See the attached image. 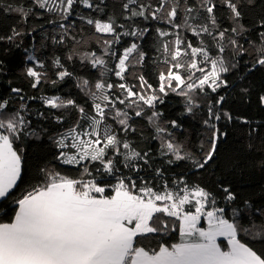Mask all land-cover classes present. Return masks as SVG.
<instances>
[{"label": "snow or ice", "instance_id": "snow-or-ice-1", "mask_svg": "<svg viewBox=\"0 0 264 264\" xmlns=\"http://www.w3.org/2000/svg\"><path fill=\"white\" fill-rule=\"evenodd\" d=\"M33 2L39 9L54 14L57 20H67L73 14L74 5L82 4L89 9L94 7L91 0ZM130 4L138 5L139 10L129 9ZM218 7L228 10L234 24L230 30L235 36H242L249 31L239 23L242 13L237 0H219L218 3L217 0H198L197 6L189 5L187 0L183 5L180 0H158L156 6L140 0H128L124 4L125 10L130 11L127 19H151L166 22L172 28L186 26L195 36L207 34L216 42L212 45L216 49V55L211 54V48L203 40L199 46H194L191 41L176 34L173 41L162 42V50L167 59L164 61L166 69L161 70L158 76V88H154L143 75L136 77L138 85H114L104 80H98L92 85L88 80H83L82 90L88 89L94 115L86 112L73 99H63L60 96L41 97L43 104L51 109H67L71 106L79 113L75 123L55 141L61 149L58 159L66 165H82L85 161L98 162L100 167H96L93 174L84 165L79 178L42 168L41 182L13 200L16 209L11 222H0V264H264V254H258L238 238L240 233L253 235L254 222H250L251 227H245L235 217L232 220L225 218V208L217 206V199L211 192L199 185L190 186L183 178L174 180L173 186H169L168 181L164 180L162 189L158 190L139 175L137 179L117 175L119 169L116 168L114 159L108 155L109 150H112L114 155L123 156L124 161H127L125 167L137 174L140 166L133 161L143 160L144 164L148 163L145 159L148 153L142 156L132 149L107 124V119L114 113L112 118L123 126L122 130L127 132L130 129V117L126 111L116 107L117 102L120 105L127 103L130 108L136 106L139 110L135 111V116L140 117L143 114L141 103L148 108H155L157 102L163 103V97L157 93L166 96L171 91L186 98V110L190 113L193 110L191 94L197 90L204 93L206 87L212 93L226 87L227 80L223 76L238 67L240 61L237 57H252L249 71L258 66L264 67V31L258 32V47L245 48L236 38H226L228 28L219 29L215 15ZM201 8L207 13V23L200 24L197 31L189 24V18L195 19L192 13ZM181 10L184 13L182 23L177 20ZM86 22L94 25L96 33L112 35V39L103 41V46L105 54L110 52L117 63L114 69L107 68V71L114 72L120 81H125V74L130 67L141 64L146 53L137 42H132L117 55L113 45L119 44L122 36L143 37L149 29L117 33L111 18L107 22L88 18ZM260 23L261 28H264V20ZM65 27L63 23L60 24L61 29ZM156 32L159 37L172 35L161 28H157ZM20 34L14 30V36L0 39L12 41ZM226 39L227 43H222ZM248 43L253 45L252 41ZM229 45L231 60L224 55ZM89 56L94 68L107 67L105 59L98 57L96 53H85L86 58ZM34 59L33 56L28 57L29 61ZM68 59H72V55ZM53 64L58 69L64 68L59 58ZM38 66L44 67L42 62ZM183 72L187 75H183ZM26 74L33 78L31 87L34 89L46 79L45 73L38 71L35 66L28 67ZM56 75L63 81L72 73L64 69ZM103 75L101 72V76ZM51 82L56 83L55 80ZM137 87L140 91L134 90ZM116 88L120 90V95L113 91ZM11 91L19 95L22 90L13 88ZM19 99L23 101L24 97L19 95ZM223 100L224 97L219 96L216 104ZM260 101L264 104V96L260 97ZM8 105L7 99L0 100V200L11 199L18 182L23 179V149L14 145L22 134L37 136L35 131H28L31 122L22 115L27 110L26 104L21 103L19 110L11 113L5 112ZM160 115L153 111L148 120L161 140V155L171 154L174 157L167 161L169 164L188 160L197 170L204 169L214 159L218 141L226 135L211 122L220 120V113L214 111L209 103V119L204 121L209 130L208 140L207 144L201 143V159L189 152L185 145L175 142L171 133H167V128L157 123ZM223 115L229 121L232 119L227 112ZM54 119L58 123L63 122L62 116H54ZM170 123L173 128L178 127L176 121ZM165 133L168 139H165ZM121 148L128 151L121 152ZM65 149L74 151L66 152ZM155 172L157 177L163 176L160 169ZM107 177H111L115 183ZM137 180L140 181L139 184ZM106 192L111 194L106 195ZM222 192L226 202L236 199L228 187H223ZM253 213L264 214V209H254ZM202 219L207 224L206 228L201 226ZM169 230L179 232L178 243H161L157 249L139 246V238H146L149 234L167 233ZM261 233H264V224L260 225L255 236L264 238ZM219 237L226 240V245L222 246L217 242Z\"/></svg>", "mask_w": 264, "mask_h": 264}, {"label": "trees", "instance_id": "trees-1", "mask_svg": "<svg viewBox=\"0 0 264 264\" xmlns=\"http://www.w3.org/2000/svg\"><path fill=\"white\" fill-rule=\"evenodd\" d=\"M91 2L94 5L92 9L77 4L74 5L73 14L67 20H57L54 14L36 7L33 0H0V37L14 36V30L21 33L12 41L0 39V62H2L0 63V100L9 101L5 109L7 113L19 110L21 103L26 104L27 110L22 115L31 122L28 131H35L38 136L37 138L22 134L14 145L23 149L24 174L12 198L0 200V222H11L16 209L13 200L41 182L42 168L79 178L84 165H87L93 174L95 168L100 167L98 162L85 161L82 165H66L58 159L61 149L57 147L55 141L75 123L79 113L71 106L67 109H51L43 104L41 97L60 96L63 99H73L77 105L84 107L86 112L94 115L88 89L82 90L83 80H88L92 85L98 80L114 85L118 83L138 85L139 81L136 77L143 75L154 88H158V76L161 70L166 69L164 61L167 59V55L162 50V42L173 41L176 34L186 41H191L194 46H199L200 41L203 40L211 48V54L216 55V49L212 47L216 42L207 34L195 36L186 26L172 28L166 22L151 19L144 20L140 17L127 19L130 11L125 10L124 4L128 0H91ZM140 2L156 6L158 0H140ZM180 2L183 5L185 0ZM187 3L197 6L198 0H187ZM237 3L242 13L239 23L249 31L242 36H235L230 30L234 26L230 14L222 7H218L215 11L219 29L228 28L226 38H236L245 48L258 47V32L264 31L260 23L264 20V0H237ZM132 8L139 10L138 5L130 4L129 9ZM183 16L181 10L177 18L178 22L182 23ZM192 16L195 19L189 18V24L199 31V25L207 23L205 19L207 13L201 8L198 12L194 11ZM88 18L105 22L111 18L117 33L149 29L143 37L122 36L121 42L113 45L117 55L132 42H137L141 50L146 53L141 64L130 67L129 72L125 74V81H120L114 72L107 71V68L114 69L117 63L110 52L105 54L106 50L103 46V41L112 39V35L96 33L94 25L87 24ZM61 23L66 26L64 29L60 28ZM120 25L123 27H119ZM157 28L166 30L172 35L159 37ZM213 34H216L215 30ZM248 41H252L253 45L250 46ZM222 43H227V39ZM93 52L105 59L106 68L92 66L90 56L86 58L85 53ZM69 55H72V59H68ZM224 55L232 59L231 45ZM253 55L258 56L259 53ZM29 56L35 59L29 61ZM56 58L60 59L63 69L54 66L53 61ZM236 59L240 61L238 67L223 76L227 80L226 87H221L216 93H212L206 87L204 93L197 90L191 94L193 110L190 113L186 110V98L171 91L166 96L157 93L163 97V103L157 102L155 108H148L141 103L143 114L140 117L135 116V111L139 110L136 106L130 108L127 103L120 105L117 102L116 107L126 111L130 117L128 120L130 129L127 132L123 131V126L118 120L112 118L114 113L107 119V124L115 130L117 137L121 141L126 140L132 149L142 156L148 153L145 157L148 163L144 164L143 160L133 161L140 166L137 174L125 167L127 161H124L123 156L114 155L112 150H109L108 155L114 159L115 166L119 169L117 175L131 176L133 179H137L139 175L158 190L162 189L164 180L168 181L169 186H173V181H179L181 178L190 186L199 185L205 188L216 197L217 206L225 208V218L232 220L235 217L237 221H242L245 227H251L250 222L255 223V228L252 229L253 235L240 233L238 238L258 254H264V238L255 236L260 225L264 224V214L253 213L254 209H264V104L260 101V97L264 96V67L258 66L255 70L249 71L252 64L251 56L245 55ZM41 62L43 68L38 66ZM33 66L46 75V79H43L35 89L31 87L33 78L26 74L27 68ZM64 69L72 75L60 81L56 73ZM101 72L104 73L103 76ZM182 74L187 75L186 72ZM52 80L56 83L53 84ZM13 88L22 90L19 95L24 97L23 101L19 99L18 94L11 91ZM134 90L140 91L138 87ZM113 91L117 95L121 94L118 88ZM219 96H223L224 100L217 105L216 100ZM33 97L35 99H32ZM209 103L212 104L213 110L221 115L220 120L211 122L216 124L221 132L226 133L218 141L214 159L200 170L188 160L169 164L167 161L174 157L171 154L161 155V140L148 117L153 111L160 113L157 123L167 128V133H171V138L175 142L185 145L189 152L201 159V143L207 144L208 140L209 130L204 125V121L209 119ZM225 112L231 115L230 121L224 117ZM54 116H62L63 122L58 123ZM173 120L177 122L178 127H172L170 122ZM167 133L164 134L165 139L169 138ZM127 151L121 148V152ZM156 169L163 172L162 177L156 176ZM107 179L115 183L111 177ZM139 182L137 180L138 184ZM223 187H228L234 193L236 197L234 201L229 203L223 199ZM105 194L110 195L111 192ZM261 237H264V233H261ZM139 239V246L157 249L161 243L167 245L178 243L180 237L178 231L169 230L167 233L149 234L146 238Z\"/></svg>", "mask_w": 264, "mask_h": 264}, {"label": "rangeland", "instance_id": "rangeland-1", "mask_svg": "<svg viewBox=\"0 0 264 264\" xmlns=\"http://www.w3.org/2000/svg\"><path fill=\"white\" fill-rule=\"evenodd\" d=\"M64 151H66V152H72L74 150L65 149ZM201 226L202 227H205V228L207 227V224H206V222L203 219H202V222H201ZM217 242L218 243H221L222 246L226 245V240L223 237H219L218 240H217Z\"/></svg>", "mask_w": 264, "mask_h": 264}]
</instances>
